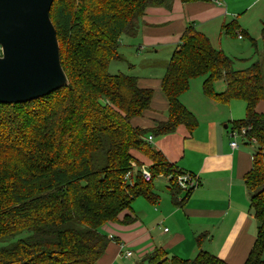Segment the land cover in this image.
I'll return each instance as SVG.
<instances>
[{"label": "trees", "instance_id": "16d2710c", "mask_svg": "<svg viewBox=\"0 0 264 264\" xmlns=\"http://www.w3.org/2000/svg\"><path fill=\"white\" fill-rule=\"evenodd\" d=\"M171 2L53 0L50 18L68 84L28 102L0 103V125L19 133L11 141L10 134L0 135L7 139L0 147L16 162L4 166L0 159V264H95L109 242L101 225L133 221L130 214L121 220L118 216L131 210L138 196L155 200L153 179L167 177L176 196L180 189L173 178L182 171L152 149L147 136L172 133L179 124L194 128L197 120L179 96L197 76L204 78V94L221 102L239 98L246 103L245 118L234 127L248 128V137L255 141L252 167L243 182L257 234L244 264H264V114L255 111L256 103L264 100V45L259 59L235 69L232 58L188 25L162 78L168 119L152 129L130 122L149 107L152 90L138 87L133 74L108 70L112 60H119V36L135 32L144 8H168ZM236 26L232 20L222 34L234 36ZM261 35L264 42V23ZM217 80L225 83L221 92L214 91ZM133 150L149 158V181L142 179L140 168L134 177L128 176L140 165ZM146 260L227 264L204 249L193 259H183L168 256L160 247Z\"/></svg>", "mask_w": 264, "mask_h": 264}, {"label": "crops", "instance_id": "0c3cea01", "mask_svg": "<svg viewBox=\"0 0 264 264\" xmlns=\"http://www.w3.org/2000/svg\"><path fill=\"white\" fill-rule=\"evenodd\" d=\"M244 1L247 0H172L168 8L147 6L135 32H123L119 36L118 50L129 62L127 72L136 73L138 87L152 90L149 107L130 119L133 127L152 129L158 122L168 119L169 104L162 89V78L169 56L188 25L204 33L214 47L220 48L222 35L226 36L222 34V27L235 20L234 36H246L255 45L254 38L237 21L239 12L233 10L236 5H240V10L239 2ZM257 1L248 0L244 11ZM128 43L132 49L125 48ZM188 88L179 99L195 117H199L203 112L198 114V106L187 93ZM202 96L199 93L198 100L203 101ZM255 111L264 114V100L256 103ZM207 117L198 120L191 130L179 124L172 133L151 135L150 147L160 151L177 169L195 174L198 184L187 193L180 190L173 196L168 182L163 187L156 186L153 179L155 200L138 196L133 200L131 210H124L118 216L121 220L130 214L133 221L101 225L100 230L109 242L95 264H126L122 257L124 251H131L127 259L134 256L130 264L138 261L149 264L146 257L160 247L168 256L183 259H193L204 249L227 264L245 263L257 234L243 182L244 174L252 167V153L243 142H240L243 146L230 147L228 124L213 117L211 112ZM237 121L232 120L231 128ZM132 153L141 164H150L145 154L138 150ZM263 254L264 251L262 257Z\"/></svg>", "mask_w": 264, "mask_h": 264}, {"label": "water", "instance_id": "95a60500", "mask_svg": "<svg viewBox=\"0 0 264 264\" xmlns=\"http://www.w3.org/2000/svg\"><path fill=\"white\" fill-rule=\"evenodd\" d=\"M52 2L0 0V103L28 102L68 84Z\"/></svg>", "mask_w": 264, "mask_h": 264}, {"label": "rangeland", "instance_id": "374dc122", "mask_svg": "<svg viewBox=\"0 0 264 264\" xmlns=\"http://www.w3.org/2000/svg\"><path fill=\"white\" fill-rule=\"evenodd\" d=\"M247 2L248 0L244 2H239V4L242 5L241 9L239 10L240 5H236L233 10H235L236 12L237 11L239 12V17L237 18V21L240 24V27L242 29L244 28L243 30H246L249 33V35L254 38L255 45L253 44V41H251L246 36L237 37V36H227V35L223 36L222 35V38H221L222 47L220 48L227 56L233 59L235 69H244L247 66H249L251 61L259 59L261 56L262 49H263V39H261L260 31H261V26H262L261 20L264 18V0H259L256 3H251L250 7H248L247 10L244 11L243 8L246 6ZM125 48L132 49L131 46H129V43L125 45ZM133 51H135L134 48H133ZM118 55H119V60L111 61L108 67L109 72L111 73L121 72V73L129 74L126 69V64H129L128 59L125 58L120 53L119 50H118ZM123 57L126 59L125 62H123L124 61ZM133 75H136V73L134 72ZM213 88L216 90V92L224 90L225 88L224 82L222 80L215 81L213 83ZM202 89H203V76H197L190 81L189 88L187 90L188 91L187 93L193 96V102H195L198 106V109H197L198 114L203 112L201 116L195 117L197 121L200 119L205 120L206 118H208L207 115H209V113L211 112L213 117L224 120L223 124H228L227 130L228 129L230 130L231 125H232V120L237 121V120H241L245 118L246 103L244 102V100L238 99V98H232L228 101V104H221L219 103L221 101H219L218 99L210 95L203 94ZM199 93H202L203 95L202 97L204 99L203 101L198 100ZM12 131H10V129L8 128V125L6 127H2V125H0V135H3L4 133L6 135L10 134V141L14 140V138H16L19 135L16 129H12ZM6 140L7 139H5L2 136L0 137V142H5ZM237 141L240 143L239 139H237ZM240 145L243 146L241 143ZM245 146H246L245 148L250 149L252 153V147H250L249 145H245ZM0 159H1L2 165L4 166H6L7 164H11V163H12L11 166L16 164L15 161L11 162L10 160L11 157L8 155V153L4 152L3 148L1 147H0ZM12 160H18V157L13 156ZM148 166L140 163L139 166L133 167V171H135L137 167L138 168H143V167L148 168ZM135 174L136 172H133L132 177H134ZM128 176L130 177L129 173H128ZM165 182H168V178L163 175H160L154 179V183L156 186L161 185L163 187L165 186ZM122 257L125 259L126 264H130L133 261L132 258H134V256H132L131 258L127 259L123 255ZM263 257H264V254H263ZM133 264H147V262L138 261L136 263L134 262Z\"/></svg>", "mask_w": 264, "mask_h": 264}, {"label": "built area", "instance_id": "2783aa9c", "mask_svg": "<svg viewBox=\"0 0 264 264\" xmlns=\"http://www.w3.org/2000/svg\"><path fill=\"white\" fill-rule=\"evenodd\" d=\"M1 53H2V48L0 45V55ZM247 130L248 128L244 126L232 127L229 130V136L231 139L229 141L230 147L236 148L239 146L240 143L237 141V139H239L240 142H243L248 145L254 144L255 141L253 138L250 139V137H248ZM151 139H152V136L148 135L147 140L150 141ZM129 174H130V177H132V172H129ZM140 175L142 179H144L145 181H149L152 177V174L147 167L140 168ZM173 179H174L175 185H177L180 190L185 191V192H187L189 189L194 188L198 184V179L196 175L193 173L187 172V171H182V172L177 173ZM123 255L125 257H130L131 251H124Z\"/></svg>", "mask_w": 264, "mask_h": 264}]
</instances>
